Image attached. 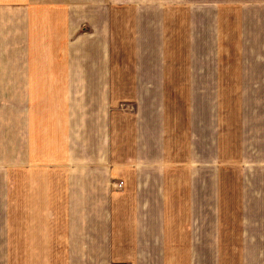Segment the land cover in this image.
I'll return each mask as SVG.
<instances>
[{"label": "crops", "instance_id": "crops-1", "mask_svg": "<svg viewBox=\"0 0 264 264\" xmlns=\"http://www.w3.org/2000/svg\"><path fill=\"white\" fill-rule=\"evenodd\" d=\"M172 83L194 101L178 161ZM221 84L245 100L248 174L264 165V0H0V264H264V192L243 173L232 219L220 178Z\"/></svg>", "mask_w": 264, "mask_h": 264}, {"label": "rangeland", "instance_id": "rangeland-1", "mask_svg": "<svg viewBox=\"0 0 264 264\" xmlns=\"http://www.w3.org/2000/svg\"><path fill=\"white\" fill-rule=\"evenodd\" d=\"M132 9H126V17L129 15ZM128 23L126 24V34L128 35ZM127 40V39H126ZM126 47H128V42H125ZM124 86L126 89V96L121 102L123 105V111L128 118L132 115V97L128 95V91L131 88L130 84L120 85ZM190 85H182L177 83H172L168 85H158L160 102L163 104L165 112L168 114V126H173L172 132H168V143L173 148L174 159H181L185 157L186 150L181 152V143H186L185 132H186V115L187 108L191 107L194 102L188 98V88ZM198 88L199 85H191ZM239 85L237 84H221L219 85L218 94L223 98L217 101V108L219 109V139L221 140L222 147V158L219 163L220 178L223 177V182L226 184V189L230 191L231 199L228 202V208L232 209L231 218L237 219L238 213L235 211L237 205L242 204L240 198L241 183L244 177L248 178L249 192L253 190L256 192H264V175L261 164H255L248 174L246 173V168H244L241 163L242 155L244 156V147H240L242 139H244V126L241 125V120L245 117L242 116L245 109V100L240 99L239 96ZM164 93V94H163ZM243 110V111H242ZM169 128V127H168ZM261 151V148L258 149ZM183 153V155H181ZM182 157V158H183ZM254 159L259 160L260 155H255ZM178 161V160H176ZM257 163H260L257 162ZM246 174V175H245ZM260 196V195H259ZM260 205L257 207L254 204L255 216L253 218H263L264 204L261 199L258 201ZM235 234V229L233 228L230 236L233 237Z\"/></svg>", "mask_w": 264, "mask_h": 264}, {"label": "built area", "instance_id": "built-area-1", "mask_svg": "<svg viewBox=\"0 0 264 264\" xmlns=\"http://www.w3.org/2000/svg\"><path fill=\"white\" fill-rule=\"evenodd\" d=\"M121 186H122V181L117 182L116 187L121 188Z\"/></svg>", "mask_w": 264, "mask_h": 264}]
</instances>
